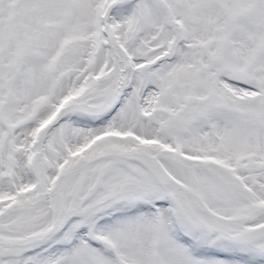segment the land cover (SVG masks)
I'll use <instances>...</instances> for the list:
<instances>
[{
	"label": "snow or ice",
	"instance_id": "6c2138e0",
	"mask_svg": "<svg viewBox=\"0 0 264 264\" xmlns=\"http://www.w3.org/2000/svg\"><path fill=\"white\" fill-rule=\"evenodd\" d=\"M0 264H264V0H0Z\"/></svg>",
	"mask_w": 264,
	"mask_h": 264
}]
</instances>
